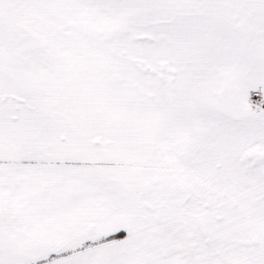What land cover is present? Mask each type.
Instances as JSON below:
<instances>
[{"label": "snow or ice", "instance_id": "snow-or-ice-1", "mask_svg": "<svg viewBox=\"0 0 264 264\" xmlns=\"http://www.w3.org/2000/svg\"><path fill=\"white\" fill-rule=\"evenodd\" d=\"M0 264H264V0H0Z\"/></svg>", "mask_w": 264, "mask_h": 264}]
</instances>
